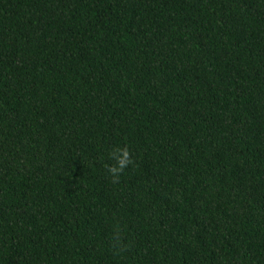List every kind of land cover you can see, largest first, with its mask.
I'll use <instances>...</instances> for the list:
<instances>
[{
    "label": "trees",
    "instance_id": "1",
    "mask_svg": "<svg viewBox=\"0 0 264 264\" xmlns=\"http://www.w3.org/2000/svg\"><path fill=\"white\" fill-rule=\"evenodd\" d=\"M0 264H264V0H0Z\"/></svg>",
    "mask_w": 264,
    "mask_h": 264
},
{
    "label": "clouds",
    "instance_id": "2",
    "mask_svg": "<svg viewBox=\"0 0 264 264\" xmlns=\"http://www.w3.org/2000/svg\"><path fill=\"white\" fill-rule=\"evenodd\" d=\"M111 155H112V158L117 160L118 166L110 168L109 171L112 174L116 175L120 171H122L127 166V164L129 163V160H128L129 154L126 150L115 149L111 153Z\"/></svg>",
    "mask_w": 264,
    "mask_h": 264
}]
</instances>
